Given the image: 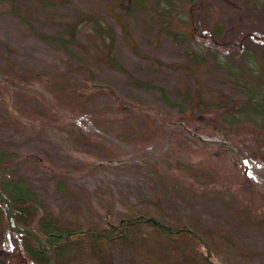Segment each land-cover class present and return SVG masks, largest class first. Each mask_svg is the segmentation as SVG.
Returning <instances> with one entry per match:
<instances>
[{
  "label": "rangeland",
  "instance_id": "obj_1",
  "mask_svg": "<svg viewBox=\"0 0 264 264\" xmlns=\"http://www.w3.org/2000/svg\"><path fill=\"white\" fill-rule=\"evenodd\" d=\"M245 68L264 84V0H0L8 177L71 226L143 216L196 232L214 264H264V133L224 121ZM9 233L6 264H30ZM173 238L143 223L62 262L206 264Z\"/></svg>",
  "mask_w": 264,
  "mask_h": 264
},
{
  "label": "trees",
  "instance_id": "obj_2",
  "mask_svg": "<svg viewBox=\"0 0 264 264\" xmlns=\"http://www.w3.org/2000/svg\"><path fill=\"white\" fill-rule=\"evenodd\" d=\"M96 24H98L99 32L103 33V27L99 26V22H96ZM114 65L116 68L117 65ZM253 73L252 68H245L244 77L237 78L241 93L246 94L242 105H238V108L242 111L235 110L231 114H225L224 121L233 123V121L245 120L252 126V129L257 128L261 133H264V84L256 87L252 86ZM227 99L231 101L229 98ZM223 103L225 108L237 107L233 101L228 102L224 100ZM216 109H222V107L219 105L216 106ZM262 139L261 149L264 151V136ZM261 155L264 157V153H261ZM3 157L1 154L0 191L9 200L16 224L29 230L36 229L39 231V234L35 231L38 235L44 236L49 240L47 248L41 251L35 240L26 235L19 234L21 244L30 264H68V261L62 262V260L68 259L64 256L65 251L80 245H86L93 251H98L105 243L115 241L116 239H124L130 230L143 223L151 224L160 236L170 238L174 235L175 238L173 239L188 237L192 241H195L197 245L206 246L207 254L204 262L206 264L213 263L208 246L196 232L186 226L177 228L161 223L164 226L159 227L149 220L153 218H145L143 216L135 220L131 219V221L127 220L132 217L122 218L117 224H105L106 226L102 228H91L79 224L71 226L68 223L60 221L50 209L46 208L44 202L37 197L33 189L25 186L20 179H10L12 177H8L15 175L11 173L14 172L12 169L3 165L5 162ZM0 243L2 244V248L0 249V264H6V251L11 249L12 240L2 203H0ZM165 264L173 263L168 262Z\"/></svg>",
  "mask_w": 264,
  "mask_h": 264
},
{
  "label": "water",
  "instance_id": "obj_3",
  "mask_svg": "<svg viewBox=\"0 0 264 264\" xmlns=\"http://www.w3.org/2000/svg\"><path fill=\"white\" fill-rule=\"evenodd\" d=\"M199 26L198 24H195L193 26V30L196 31L198 30ZM201 37H203L202 35H200ZM246 36H244L245 38ZM214 44H219V45H225V43H218L216 41H214ZM0 202L3 204L4 208H5V214H6V221H7V225L9 227V229L13 232L19 233V234H24L27 235L31 238H33L38 246L44 245V243L42 242V240L40 239L39 235L37 233H35L32 230H28L26 228H20L19 226H17L15 219H14V214L12 211V208L10 206V203L8 201V199L2 194V192L0 191ZM140 217H136V218H131V219H138ZM131 219H128L127 221H131ZM151 222H154L155 224H157L159 227H163V225L159 222H155L152 219H149ZM46 242L48 243L49 241L46 239ZM205 248L207 249V247L205 246Z\"/></svg>",
  "mask_w": 264,
  "mask_h": 264
},
{
  "label": "flooded vegetation",
  "instance_id": "obj_4",
  "mask_svg": "<svg viewBox=\"0 0 264 264\" xmlns=\"http://www.w3.org/2000/svg\"><path fill=\"white\" fill-rule=\"evenodd\" d=\"M221 141H223V140H217L216 143H217V142H221ZM224 142L227 143V148H228V149H229L230 147H232L231 144H230L228 141H226L225 139H224ZM45 239H46V238H45ZM46 244L48 245L49 242L46 243Z\"/></svg>",
  "mask_w": 264,
  "mask_h": 264
}]
</instances>
